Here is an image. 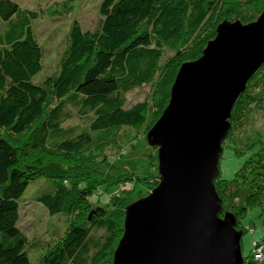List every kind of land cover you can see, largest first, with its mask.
Returning a JSON list of instances; mask_svg holds the SVG:
<instances>
[{"label":"trees","instance_id":"16d2710c","mask_svg":"<svg viewBox=\"0 0 264 264\" xmlns=\"http://www.w3.org/2000/svg\"><path fill=\"white\" fill-rule=\"evenodd\" d=\"M220 1L99 0L97 28L82 30L72 21L58 67L44 75L35 18L16 2L0 0V264H111L124 209L136 195L146 194L156 172L151 167L129 170L109 175L116 180L101 184L102 178L99 182L90 173L80 177L78 167L72 168L76 173L68 171L65 163L72 162L74 151L107 142L123 128L146 124V104L126 108L128 92L156 80L154 102L158 114L162 112L180 65L162 64L166 51L176 54L181 51L176 46L188 48L201 35L205 20L213 19ZM72 14V5L65 2L47 10L48 19ZM200 48L184 61L196 59ZM236 109L235 103L231 117ZM73 118L84 123L64 127ZM49 152L63 162H42L39 157ZM34 176L51 183L37 199L49 216L71 218L78 207L89 209L36 259L38 244L31 246L18 226L21 197ZM119 180L140 189L125 197ZM100 185L114 188L103 204L94 198ZM111 194L117 199L111 200Z\"/></svg>","mask_w":264,"mask_h":264},{"label":"water","instance_id":"95a60500","mask_svg":"<svg viewBox=\"0 0 264 264\" xmlns=\"http://www.w3.org/2000/svg\"><path fill=\"white\" fill-rule=\"evenodd\" d=\"M264 63V10L223 22L202 55L178 69L145 136L157 149V185L123 212L111 264H244L242 231L215 190L231 111Z\"/></svg>","mask_w":264,"mask_h":264},{"label":"rangeland","instance_id":"374dc122","mask_svg":"<svg viewBox=\"0 0 264 264\" xmlns=\"http://www.w3.org/2000/svg\"><path fill=\"white\" fill-rule=\"evenodd\" d=\"M12 1L16 2L21 9L29 11L35 18L32 22L35 36L44 50V75H48L58 67L67 44V32L72 21L78 22L82 30H95L100 22L99 0ZM64 2L72 5V13L75 14L65 18L48 19L47 10L57 8L58 4ZM263 10L264 0H221L213 11V19L207 18L205 20L201 35L188 48L176 46L179 50L181 49L180 54L166 51L161 61L162 64L168 62H173L176 65L180 64L179 69L185 63L186 57L184 56H192L190 54L201 47V51L198 52L199 54L196 57L198 59L209 42L204 39L210 36L209 38L212 37L211 40H213L219 24L239 21L241 24L246 25L256 21ZM2 27L3 25L0 23V29ZM207 28L211 32L207 31L205 34ZM202 40L204 41L202 42ZM261 67L249 79L244 92L235 102L237 109L233 117L229 119L231 128L229 136L222 145L223 149L219 159V176L214 181L215 190L222 200L223 212L219 216L222 217L224 212L232 213L237 222L236 230L243 232L240 245L244 264H264V255H262L264 245V63ZM173 82L174 79L171 86ZM171 86L168 87L169 93ZM157 91V81L154 80L128 92L125 95L126 108L138 103L146 104V124L137 129L123 128L107 142L98 146H86L74 151L71 153L72 162L65 163L66 169L74 171L72 168L78 167L80 177L90 173L89 175L95 177V180L99 182L102 178L101 184L105 183L106 180L108 182L116 180L109 177V175L117 177L122 176L129 170H150V167L158 177L157 149L150 147L145 139L146 134L165 109L158 114L159 106L155 103ZM168 101L169 98L166 106ZM83 123V120L73 118L67 121L64 127L78 126ZM22 138H25V136ZM53 153L49 152L40 157L37 156L42 162L51 160L63 162L61 157ZM136 170L135 172H137ZM74 172L76 173V171ZM104 174L107 176H103ZM120 182L122 180H119L118 183L120 184ZM50 184V181L46 180L45 177L34 176L21 197L18 226L31 246L38 244L39 250L34 254L35 259L40 256L45 247L62 239L68 227L76 219L82 217L84 219V216L89 213L88 208L78 207L71 218L69 216H49L37 199L41 193L45 192L46 185ZM97 185L94 184L93 187ZM120 185L125 197L132 193L134 189H140L139 186L136 188L135 184L131 183H121ZM156 185L157 180L147 185L146 194ZM97 189L94 198L103 204L114 188H106L104 185H100ZM141 190L145 192V188ZM146 194L143 196L142 193H139L135 196L136 199L135 197L132 199V202L145 197ZM110 197L111 200L113 198L117 199V194H111Z\"/></svg>","mask_w":264,"mask_h":264}]
</instances>
